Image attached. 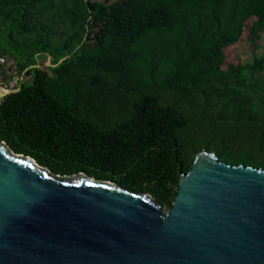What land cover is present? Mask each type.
<instances>
[{
  "label": "trees",
  "instance_id": "1",
  "mask_svg": "<svg viewBox=\"0 0 264 264\" xmlns=\"http://www.w3.org/2000/svg\"><path fill=\"white\" fill-rule=\"evenodd\" d=\"M3 8L1 54L30 79L0 101V140L53 173L112 181L167 210L199 152L185 156L186 130L211 117L215 131L225 118L207 115L212 103L258 104L260 116L234 112L264 145V56L255 55L264 0H0ZM240 42L251 62L240 61ZM201 96L208 107L197 119Z\"/></svg>",
  "mask_w": 264,
  "mask_h": 264
},
{
  "label": "water",
  "instance_id": "2",
  "mask_svg": "<svg viewBox=\"0 0 264 264\" xmlns=\"http://www.w3.org/2000/svg\"><path fill=\"white\" fill-rule=\"evenodd\" d=\"M0 264H264V168L199 152L165 210L0 140Z\"/></svg>",
  "mask_w": 264,
  "mask_h": 264
},
{
  "label": "rangeland",
  "instance_id": "3",
  "mask_svg": "<svg viewBox=\"0 0 264 264\" xmlns=\"http://www.w3.org/2000/svg\"><path fill=\"white\" fill-rule=\"evenodd\" d=\"M4 8L0 10V38H7L6 32L10 27V24L7 21H3L2 14L4 12ZM29 39H33L34 34H26ZM21 37V36H20ZM17 41V35L15 37ZM10 44V43H9ZM1 47V45H0ZM2 51V49H1ZM238 56L242 63L252 61L254 55L251 53L249 49V45L240 42L238 44ZM257 57L264 56V34L262 35L260 41V48L256 51L255 54ZM6 62L1 63L0 65V83L6 89H14L20 85V82H25L30 79L29 76L20 75L18 72V68L16 66V59L12 57L5 58ZM53 57L48 56L46 59L45 65L50 66L52 64ZM158 67L155 73L152 75H148L147 78L149 81H160L162 77L166 75L167 66ZM5 70V75L1 74V71ZM2 81V82H1ZM203 96L199 97L196 100L195 106V115L197 119H201L203 115L201 111L205 109L208 103L204 100ZM213 100V99H212ZM210 100L212 103L213 101ZM250 104H242L240 106L233 105V104H225L222 102L220 105L213 104L210 108H208L207 115H217L218 113H223L225 115L224 120L222 123H218L220 127L217 130H212L209 128V121L211 117L206 118L201 124L200 127H190L186 130L184 135L183 144L185 145V156L190 157L193 155L196 150L199 152L208 151L210 153L216 154L220 160L227 161L231 164H247L253 165L256 167H264V145L260 143L257 139L253 141V139L248 137V131L250 127L253 125L252 121L247 120L246 116L243 118H238L236 116V112L234 109L237 107H242L245 110H251L257 112L258 116L262 114L260 112L258 104L255 106H248ZM208 107V106H207ZM222 111V112H220ZM214 117V116H212ZM202 121V120H201ZM212 122V121H211ZM251 136V135H250ZM198 152V153H199Z\"/></svg>",
  "mask_w": 264,
  "mask_h": 264
},
{
  "label": "built area",
  "instance_id": "4",
  "mask_svg": "<svg viewBox=\"0 0 264 264\" xmlns=\"http://www.w3.org/2000/svg\"><path fill=\"white\" fill-rule=\"evenodd\" d=\"M0 61H1L2 63L6 62L5 57L1 54V47H0Z\"/></svg>",
  "mask_w": 264,
  "mask_h": 264
}]
</instances>
